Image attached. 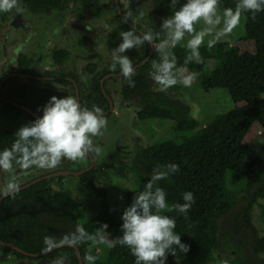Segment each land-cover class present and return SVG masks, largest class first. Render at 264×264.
<instances>
[{
    "label": "trees",
    "instance_id": "obj_1",
    "mask_svg": "<svg viewBox=\"0 0 264 264\" xmlns=\"http://www.w3.org/2000/svg\"><path fill=\"white\" fill-rule=\"evenodd\" d=\"M237 2L220 0L219 6L221 10L235 8ZM154 6L161 17L171 15L169 0H154ZM242 17L245 36L255 44L254 53L240 52L227 42H218L212 48L200 47L199 62L186 65L189 50L185 48H178L176 56V68L198 75L205 91L224 89L229 93L235 105L231 112L201 125L189 117L187 106L167 96L147 93L149 100L139 114L140 120L171 121L173 135L137 150L132 165L127 166L136 187L126 194L124 203L114 207L103 201L97 212L89 216L70 190L61 186L52 191L45 182L39 183L0 201V240L29 253H42L56 243L75 240L73 244L83 260L95 257L94 261L88 259L89 264H134L129 249L119 244H107L98 254H91L88 249L91 239L82 237L80 230L86 233L87 225L98 229L106 224L107 233L102 234L109 240L120 236L121 214L132 203L135 193L143 190L153 168L176 163L179 171L158 181L156 186L165 190L169 205L161 214L175 217L176 231L189 250L186 253L177 250L175 256L169 254L167 264H217L214 252L218 245V222L235 205V196L227 187L228 179L240 185L246 194L242 224L252 231L246 237L250 259L253 255H264V236L256 234L250 221L253 207L258 206L264 226V206L259 203L264 198V141L257 150L246 144L254 126L264 134V11L254 17L251 13ZM211 59L216 66L207 72ZM34 120L32 117L22 120L19 108L0 98V151L10 148L16 139L15 132ZM87 184L91 186V182ZM184 191L193 192L195 200L187 218L172 207L177 202L183 203ZM0 253L9 259L16 256L24 260L21 254L5 246L0 245ZM58 258L62 264H79L75 250L69 247L41 257L40 264H53ZM250 261L236 256L224 264H251Z\"/></svg>",
    "mask_w": 264,
    "mask_h": 264
},
{
    "label": "flooded vegetation",
    "instance_id": "obj_2",
    "mask_svg": "<svg viewBox=\"0 0 264 264\" xmlns=\"http://www.w3.org/2000/svg\"><path fill=\"white\" fill-rule=\"evenodd\" d=\"M163 19L155 11L154 0H15L11 8L0 11L3 56L0 98L19 108L20 117L26 120L28 117L37 119L50 97L71 95L85 107L96 105L103 109L106 120L101 134L92 137L93 146L102 149L98 154L90 152L77 160L61 159L51 168L33 166L25 169L15 165L13 172L18 190L10 195H0V201L44 182L52 191L61 186L72 191L65 186V182L69 183L66 177L76 178L92 192L99 193L95 188V177L120 164L132 165L137 150L145 147L133 143L128 150L130 146H121L126 133L120 121L122 118L118 116L121 110L135 109V118L142 121L139 114L149 100L147 93L167 96L187 106L190 116L191 106L186 97L169 95L179 88L162 85L150 76L153 63L160 62L165 53L179 54L177 45L160 50L164 37L155 34L160 32ZM130 29L138 33L150 31L154 36L152 43L145 42L125 53L132 60L134 70L130 78L135 82L134 87L128 86L118 65L115 70L111 67V50L120 42V33ZM108 134L113 137L104 142ZM5 175L0 170V186ZM86 182H91V186ZM59 244L74 245L61 242L53 247ZM21 251L23 253L15 252L24 260L14 256L12 264H40L44 257L43 252ZM85 261L88 264V258Z\"/></svg>",
    "mask_w": 264,
    "mask_h": 264
},
{
    "label": "clouds",
    "instance_id": "obj_3",
    "mask_svg": "<svg viewBox=\"0 0 264 264\" xmlns=\"http://www.w3.org/2000/svg\"><path fill=\"white\" fill-rule=\"evenodd\" d=\"M15 0H0V11L11 8ZM220 0H169L171 15L164 18L160 32L163 36L160 50L166 46L175 48L186 40L189 50L185 64L199 62L200 47L206 44L214 47L227 33L231 32L241 21L242 14L264 11V0H238L235 8L220 9ZM197 25L199 27L197 28ZM152 32L138 33L134 29L122 31L120 42L111 50L113 70L117 65L122 75L127 78L129 87L135 82L130 78L133 72L132 60L128 50L152 43ZM150 76L162 85H173L177 82L189 86L194 76L183 77L176 68V56L172 52L163 55L158 63H153ZM106 120L103 109L93 105L83 106L75 96H52L42 108V114L28 124L21 126L16 132V139L10 148L0 151V170L6 173L0 195H10L18 190L13 172L14 164L25 169L33 166L51 168L59 164L61 159L77 160L90 152L99 153L101 149L93 146L92 137L101 134ZM179 171V165L168 163L153 168L142 191L136 192L132 203L121 214V235L107 241L109 246L119 244L129 249L135 258L134 264H167L168 255L186 253L189 249L182 243L181 234L176 231L175 217L161 214L169 207L166 192L156 186L158 181ZM183 203L177 202L172 207L178 215L187 218V213L195 202L191 191L181 194ZM108 225L96 229L97 234L107 233ZM81 236L92 239L83 229ZM75 243L76 241H72ZM90 261L95 257L89 256ZM53 264H62V260Z\"/></svg>",
    "mask_w": 264,
    "mask_h": 264
},
{
    "label": "rangeland",
    "instance_id": "obj_4",
    "mask_svg": "<svg viewBox=\"0 0 264 264\" xmlns=\"http://www.w3.org/2000/svg\"><path fill=\"white\" fill-rule=\"evenodd\" d=\"M245 21L241 16L240 23L229 33H227L219 42H227L230 45L238 48L240 52H255V44L252 40H249L245 36L244 29ZM199 25H197V28ZM1 34V30H0ZM177 44V48H186V40ZM201 46H206L202 44ZM2 45H0V61L2 56ZM3 61V59H2ZM214 60L211 59L207 65V72H212L215 68ZM180 75L183 77L194 76L192 83L189 86H185L180 82L173 84L172 87L179 90L170 93L172 97H186L188 106H191L190 118L195 119L201 125H208L213 122L217 117L231 112L235 105L233 104L229 93L224 89H211L205 91L200 86L199 76L180 70ZM178 93V94H176ZM176 94V95H175ZM135 109L121 110L118 118H122L120 121L124 124V136L125 139L121 142V146L133 147V143L140 146H147L148 144L156 143L163 139H169L173 135L172 122L158 119H150L145 121H139L135 118ZM113 116H110V118ZM113 135L108 134L105 136L104 142H108V139H112ZM264 141V134L258 127H253L250 134L246 138V144L257 150ZM102 150V149H101ZM103 171V169H101ZM230 177H232L230 175ZM69 179V183L65 182V186L72 188V195L80 202L81 207L88 213L89 216L94 215L103 201H107L110 205L117 207L124 203L125 196L128 192L132 191L136 187V181L132 178L131 174L127 171V167L124 164L115 166L112 169H106L102 172V175L95 177V188L99 193L92 192L83 182L73 177H66ZM106 185V189H105ZM244 185V183H243ZM227 187L231 189L235 196V205L232 211L223 217L218 222L217 239L218 245L214 252V256L217 259V264H224L226 261L236 256L248 258L250 263L260 264L264 260V255H253L250 259L249 251L247 252V245L249 241L246 237L252 231L246 228L243 223L242 213L245 209L246 194L241 189L240 185H237L233 181L228 179ZM260 205L264 206V198L259 201ZM253 229L259 237L264 236V226L261 223L260 209L258 206L253 207L250 216ZM239 228V230H238ZM237 229V230H236ZM86 234L92 236L91 246L89 251L92 254H98L107 247V243L101 241L109 240L105 234H97L96 229L93 226H86ZM94 244H98L94 248ZM247 244V245H246ZM256 256V257H255ZM257 258V259H256ZM2 256L0 253V264H12L14 259H8ZM87 264V261L84 262ZM89 264V262H88Z\"/></svg>",
    "mask_w": 264,
    "mask_h": 264
},
{
    "label": "water",
    "instance_id": "obj_5",
    "mask_svg": "<svg viewBox=\"0 0 264 264\" xmlns=\"http://www.w3.org/2000/svg\"><path fill=\"white\" fill-rule=\"evenodd\" d=\"M0 245H1V246L8 247V248H10V249L13 250V251L22 252L19 248L15 247L14 245H12V244H8V243H4V242H2L1 240H0ZM63 246H65V247H71V248L75 249V251H76V256H77V259H78V261H79V264H84V262H83V260H82V258H81V254H80L79 250H78L74 245H72V244H59V245H56L55 247L50 248V249L46 250L45 252H43L41 255L46 256V255H48V254H50V253H52V252H54V251L60 249V248L63 247ZM22 253H23V252H22ZM26 255H27V256H30V257H38V256H41V255H39V254H38V255L26 254Z\"/></svg>",
    "mask_w": 264,
    "mask_h": 264
}]
</instances>
